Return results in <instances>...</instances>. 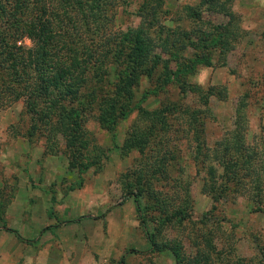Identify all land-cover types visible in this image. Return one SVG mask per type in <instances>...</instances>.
I'll use <instances>...</instances> for the list:
<instances>
[{
    "label": "rangeland",
    "instance_id": "rangeland-1",
    "mask_svg": "<svg viewBox=\"0 0 264 264\" xmlns=\"http://www.w3.org/2000/svg\"><path fill=\"white\" fill-rule=\"evenodd\" d=\"M201 1L161 0L162 7L152 11L147 8L152 0H112V27L133 32L143 27L150 53L174 73L164 85L162 69L154 67L155 73L138 78L135 99L144 109L175 104L198 111L200 151L211 148L232 127L241 103L238 116L245 124L246 142L264 144V0H219L222 8L204 5L207 1L199 5ZM189 8L198 9V16ZM198 35L210 38L208 46L195 49L187 43ZM107 62L102 83L86 101L84 145L77 150L58 144L51 153L37 133L28 141L29 119L21 102L0 109L1 264H176L167 249L150 250L134 203L120 182L139 158L136 151L124 150L126 135L137 123L135 110L111 132L94 119L97 102L110 91L113 70L118 69ZM180 82L198 87L202 97L209 95L205 99L187 90L183 94ZM168 124L167 144L174 159L167 175L188 183L192 208L191 222L180 232L163 230L162 238L178 239L182 253L191 256L205 224L212 245L224 258L219 264H247L264 236V214L251 212L242 197L212 203L203 195L200 187L208 161L201 164L199 156L192 157L196 143L186 116H169ZM96 149L102 153L98 167L77 169V162L84 164ZM148 203L141 199L142 207ZM144 218L145 229L154 234L156 213L148 210Z\"/></svg>",
    "mask_w": 264,
    "mask_h": 264
},
{
    "label": "trees",
    "instance_id": "trees-1",
    "mask_svg": "<svg viewBox=\"0 0 264 264\" xmlns=\"http://www.w3.org/2000/svg\"><path fill=\"white\" fill-rule=\"evenodd\" d=\"M205 1L204 5L211 2L218 8L223 6L219 0H202L199 5ZM111 7L112 0H0V109L21 102L29 119L25 134L28 141L37 133L51 153L58 144L77 150L84 145L82 119L88 107L86 101L93 98L102 83V67L106 61L117 65L110 91L97 102L94 119L100 128L111 132L118 120L132 110L136 112L137 123L126 135L124 150L136 151L139 158L136 166L120 176V182L124 195L134 203L150 250L167 249L176 264H200L201 260L204 264H219V259L224 258L212 245L211 230L205 224L191 256L182 253L178 239L161 236L165 229L177 228L180 232L190 223L192 208L188 183L167 175V165L174 159L167 144L168 117L186 116L191 140L196 143L192 157L196 160L199 156L201 164L208 161L200 192L212 203L233 195L244 198L251 212L264 214V144L246 142L245 124L238 116L244 107L241 103L235 110L232 127L211 148L202 151L196 138L201 132V128L197 129L198 111L175 104L141 107L134 96L138 78L161 68L165 85L174 73L150 53L151 43L143 27L135 32L112 27ZM156 7H162L161 0H152L147 6L152 11ZM188 11L198 16V9ZM209 39L198 35L187 43L195 49L204 48ZM161 43L164 45V41ZM179 89L183 94L186 90L198 94L199 98L209 95L202 97L198 87L184 82ZM101 155L100 150L91 153L84 164L77 162V169L98 167ZM142 198L149 202L145 208ZM148 210L156 213L154 234L145 229ZM257 246L256 256L247 264H264V236Z\"/></svg>",
    "mask_w": 264,
    "mask_h": 264
},
{
    "label": "clouds",
    "instance_id": "clouds-1",
    "mask_svg": "<svg viewBox=\"0 0 264 264\" xmlns=\"http://www.w3.org/2000/svg\"><path fill=\"white\" fill-rule=\"evenodd\" d=\"M201 83H203V81H201Z\"/></svg>",
    "mask_w": 264,
    "mask_h": 264
},
{
    "label": "crops",
    "instance_id": "crops-1",
    "mask_svg": "<svg viewBox=\"0 0 264 264\" xmlns=\"http://www.w3.org/2000/svg\"><path fill=\"white\" fill-rule=\"evenodd\" d=\"M1 264V263H0Z\"/></svg>",
    "mask_w": 264,
    "mask_h": 264
}]
</instances>
